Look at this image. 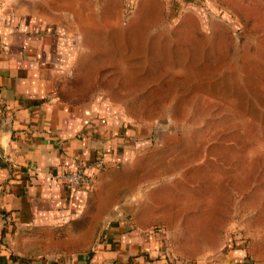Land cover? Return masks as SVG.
Wrapping results in <instances>:
<instances>
[{
    "label": "crops",
    "instance_id": "0c3cea01",
    "mask_svg": "<svg viewBox=\"0 0 264 264\" xmlns=\"http://www.w3.org/2000/svg\"><path fill=\"white\" fill-rule=\"evenodd\" d=\"M0 1V264H264L213 199L143 165L138 124L58 96L84 44L77 20L121 22L135 0ZM78 164L93 184L54 176Z\"/></svg>",
    "mask_w": 264,
    "mask_h": 264
},
{
    "label": "rangeland",
    "instance_id": "374dc122",
    "mask_svg": "<svg viewBox=\"0 0 264 264\" xmlns=\"http://www.w3.org/2000/svg\"><path fill=\"white\" fill-rule=\"evenodd\" d=\"M120 15L77 20L58 96L117 107L153 151L143 165L213 199L264 256V0H135Z\"/></svg>",
    "mask_w": 264,
    "mask_h": 264
},
{
    "label": "built area",
    "instance_id": "2783aa9c",
    "mask_svg": "<svg viewBox=\"0 0 264 264\" xmlns=\"http://www.w3.org/2000/svg\"><path fill=\"white\" fill-rule=\"evenodd\" d=\"M1 6V1H0ZM99 164L103 161H99ZM56 178H60L64 180L68 185L75 187V188H81L84 185H90L93 184V177L88 175L86 173V166L83 164H78L77 167L74 170H68L59 174L54 175Z\"/></svg>",
    "mask_w": 264,
    "mask_h": 264
}]
</instances>
